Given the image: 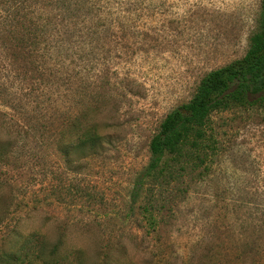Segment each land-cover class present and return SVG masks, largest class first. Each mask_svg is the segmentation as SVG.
I'll return each instance as SVG.
<instances>
[{"label":"rangeland","instance_id":"obj_1","mask_svg":"<svg viewBox=\"0 0 264 264\" xmlns=\"http://www.w3.org/2000/svg\"><path fill=\"white\" fill-rule=\"evenodd\" d=\"M259 8L23 0L33 23L14 25L0 11V264H13L12 230L41 233L36 264H264L260 111L213 116L219 148L208 173L173 182L154 201L153 228L128 195L160 121L207 71L245 53ZM95 120L110 143L87 162L69 150L66 162L58 144ZM69 186L95 202L68 203Z\"/></svg>","mask_w":264,"mask_h":264},{"label":"trees","instance_id":"obj_2","mask_svg":"<svg viewBox=\"0 0 264 264\" xmlns=\"http://www.w3.org/2000/svg\"><path fill=\"white\" fill-rule=\"evenodd\" d=\"M22 8L23 0H0L3 20L12 25L33 23ZM226 111L241 114L260 111L264 120V0H260L256 29L249 36L245 53L207 71L192 96L167 112L149 139L148 161L136 173L128 195L129 209L134 211L137 204L140 218L152 228L157 220L154 201L158 197L163 200L164 192L173 182L183 178L202 179L208 173L219 148L213 116ZM101 124L100 120L85 122L76 139L58 144L59 151L67 157L66 162L72 164L69 150H84L79 157L81 162L94 159L105 150L110 136L103 133ZM75 190L70 186L66 188L68 203L77 197L87 204L95 202L97 195L89 196L85 189ZM13 234L18 237L13 244L15 250L10 254L13 264H36L35 260L43 253L39 246L41 233L23 235L12 230ZM57 249L58 244L53 251Z\"/></svg>","mask_w":264,"mask_h":264}]
</instances>
